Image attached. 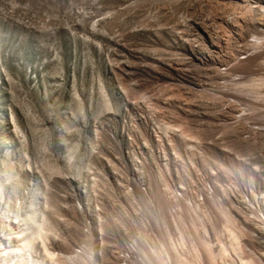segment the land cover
I'll list each match as a JSON object with an SVG mask.
<instances>
[{
  "label": "rangeland",
  "instance_id": "rangeland-1",
  "mask_svg": "<svg viewBox=\"0 0 264 264\" xmlns=\"http://www.w3.org/2000/svg\"><path fill=\"white\" fill-rule=\"evenodd\" d=\"M253 227L264 0H0V264H264Z\"/></svg>",
  "mask_w": 264,
  "mask_h": 264
},
{
  "label": "bare ground",
  "instance_id": "bare-ground-1",
  "mask_svg": "<svg viewBox=\"0 0 264 264\" xmlns=\"http://www.w3.org/2000/svg\"><path fill=\"white\" fill-rule=\"evenodd\" d=\"M263 11V10H262ZM253 230L258 233V241L256 248L260 250L259 257L260 261L264 262V229L253 227ZM254 240V239H253ZM251 246V245H250ZM252 247V246H251ZM261 263V262H260ZM259 264V263H258ZM262 264V263H261Z\"/></svg>",
  "mask_w": 264,
  "mask_h": 264
}]
</instances>
